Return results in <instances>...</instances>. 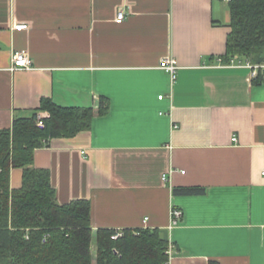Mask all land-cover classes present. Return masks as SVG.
Returning a JSON list of instances; mask_svg holds the SVG:
<instances>
[{"label":"crops","instance_id":"crops-1","mask_svg":"<svg viewBox=\"0 0 264 264\" xmlns=\"http://www.w3.org/2000/svg\"><path fill=\"white\" fill-rule=\"evenodd\" d=\"M230 30L227 0H0V129L44 97L105 101L88 129L34 151L58 202L88 200L94 231L158 229L168 264H264V76L223 60ZM18 50L30 69H11Z\"/></svg>","mask_w":264,"mask_h":264},{"label":"trees","instance_id":"trees-1","mask_svg":"<svg viewBox=\"0 0 264 264\" xmlns=\"http://www.w3.org/2000/svg\"><path fill=\"white\" fill-rule=\"evenodd\" d=\"M230 32L225 62L233 56L253 64L264 61V0H227ZM259 73L254 84L262 80ZM93 108L64 107L42 98L31 116L15 117L0 129V264H168L169 243L156 228L116 229L91 227V205L78 199L57 200L50 171L34 166V151L55 137H70L90 127ZM38 111L47 112L43 126ZM22 168L19 188L10 187V171ZM200 187H174V193L195 194ZM95 245V250L93 249ZM216 264V263H211Z\"/></svg>","mask_w":264,"mask_h":264},{"label":"built area","instance_id":"built-area-1","mask_svg":"<svg viewBox=\"0 0 264 264\" xmlns=\"http://www.w3.org/2000/svg\"><path fill=\"white\" fill-rule=\"evenodd\" d=\"M126 15H127V13L124 10L120 9L116 14L115 21L117 23L122 22L126 18ZM14 28L15 29H25V28H27V25L26 24H17L14 26ZM31 65H32V60L26 51L18 50V51H15L13 53V55H12V66H11L12 70L30 69ZM227 65L236 66V67H239V66L250 67L252 69V74L254 77H256L259 73H262V75L264 76V64H252L247 59L239 60L238 56L231 57L229 59ZM160 66H161V68L166 70L171 75L172 80H175L177 64H176V60L174 58H172V57L163 58L161 60ZM159 97L161 98L162 95H160ZM47 115H48L47 112H43V113L39 112L37 114V117H36L37 126H39V127L43 126V118ZM236 140H237L236 136H233L232 141H236ZM263 174H264V171H263ZM181 216H182V211L180 209L172 208L170 210V226L176 225ZM121 233H122V230L116 229V231L112 237L117 238L121 235ZM169 249H170V245H169ZM168 253H169V250H168Z\"/></svg>","mask_w":264,"mask_h":264},{"label":"rangeland","instance_id":"rangeland-1","mask_svg":"<svg viewBox=\"0 0 264 264\" xmlns=\"http://www.w3.org/2000/svg\"><path fill=\"white\" fill-rule=\"evenodd\" d=\"M92 247H93V249L95 250V245H93Z\"/></svg>","mask_w":264,"mask_h":264}]
</instances>
